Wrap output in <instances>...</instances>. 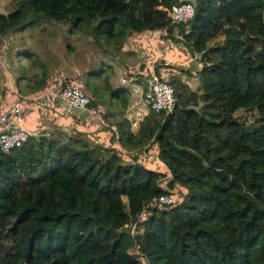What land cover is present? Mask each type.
Listing matches in <instances>:
<instances>
[{"label": "trees", "instance_id": "1", "mask_svg": "<svg viewBox=\"0 0 264 264\" xmlns=\"http://www.w3.org/2000/svg\"><path fill=\"white\" fill-rule=\"evenodd\" d=\"M177 1L11 0L0 12V35L57 21L111 55L130 32L176 25L200 64L195 88L169 79V112L148 108L134 133L118 121L124 152L151 144L161 170L77 128L26 130L0 150V264H264V0H188L192 16L173 24ZM108 90L125 107L127 89ZM239 108L255 110L253 127L231 116ZM174 186L181 199L150 205Z\"/></svg>", "mask_w": 264, "mask_h": 264}, {"label": "rangeland", "instance_id": "2", "mask_svg": "<svg viewBox=\"0 0 264 264\" xmlns=\"http://www.w3.org/2000/svg\"><path fill=\"white\" fill-rule=\"evenodd\" d=\"M11 8V0H0V12L5 13ZM175 34L176 36H173L175 40L177 39V42H167L162 47L163 51L170 56L168 59L172 61L186 60L189 54H186L188 49L187 45L181 40L182 33L175 32ZM159 37L163 38V36ZM99 50L101 49L95 47L87 35L77 31L68 32L66 25L57 21H43L21 31H8L0 35V110L6 109L9 106L12 96L16 91L21 93L32 92L33 89H30V86H33L35 80L39 77L41 73L40 65L42 64L45 66L46 76L49 75L50 83L58 82L54 78H57L58 73H64V76H73L69 82L73 81V83L78 84L89 94V91L83 85L84 80L88 79L99 85L101 84V79H108V77L112 76V73L114 74L113 66H105L100 63V55L101 57L106 55L104 56L106 60H112L111 54L99 52ZM22 51H29L30 54L23 53ZM151 54L149 48L146 51H142L141 61L145 65L141 68L140 74H143L148 65V59L151 58ZM195 55L197 59V54ZM133 60L134 58L130 62ZM98 68L101 69L97 74L91 73L93 69ZM167 79L169 80V78ZM116 84L122 85L120 83ZM26 85H29V88L26 89ZM37 98L40 99L41 95ZM26 101L28 100L22 99L24 106ZM30 108L31 110L27 108L23 111V124L42 127V129H45V132L48 131L46 127L54 125L55 123L61 122L63 125L66 124L64 122L65 119L58 114L57 110H50L48 112L50 114L49 118L46 119L47 117L44 118L45 113L43 110L47 109V106L37 105L34 109H32L33 106H30ZM27 110L34 111L36 115L40 114L44 118L43 121L39 122L37 119H31L33 114H28ZM255 115L256 112L254 109L246 111L239 108L231 116L234 118H246L245 126L251 128L255 125L252 122ZM112 147L115 153L120 154L122 157L121 160L136 161L157 170H161L163 167L159 159L153 156L155 147H152L147 153L122 152L117 145H113ZM172 190L174 192V198L181 199L183 191L179 190L178 186H174ZM123 199L125 200L124 197ZM131 230L132 233L139 232L141 227L131 228Z\"/></svg>", "mask_w": 264, "mask_h": 264}, {"label": "crops", "instance_id": "3", "mask_svg": "<svg viewBox=\"0 0 264 264\" xmlns=\"http://www.w3.org/2000/svg\"><path fill=\"white\" fill-rule=\"evenodd\" d=\"M178 31L179 28L176 25H173L170 28V31L161 28L151 31L130 32L125 36L117 54H109L112 57V60H106V58H104L106 55H103L102 57L100 55V63L105 66H113L114 74L112 73V76L108 77V79H101V84L98 85L97 90L98 96H94L91 94V91L87 89L89 91L88 95L93 102V104L87 106V108H75L71 109V111L66 114H63V104L52 94L59 88L60 77L64 76V73H58V71H56L58 73L57 78H54L57 79L58 82L50 83L49 75H47L44 78V81L39 83L40 86L36 88V90L27 92L32 93L33 95L39 94L41 95V98L39 99L36 97L26 101L24 107L30 108V106H33L32 109H34L37 105L47 106V109L43 110L45 113L44 118L47 117L46 119L49 118L50 114L48 112L50 110H57L58 114L65 119L64 122H66V124L63 125L61 122L55 123L54 125L46 127L48 131L52 129H64L68 132L73 128H77L87 134L86 136L93 142L101 145H117L121 151L124 152V150L118 145L119 142L117 141L116 136L118 131V121L119 119L125 118L131 132H136L138 121L147 112L144 91L147 86V78L152 64L153 67L156 68L155 70L165 78H177L180 82L187 83L191 88H195L197 84L195 71L200 64L197 62L196 53L188 51L187 49L186 54H189L188 59L172 61L168 59L170 56L163 51L162 47L166 45L167 42H177V39L175 40L173 35L176 36L175 32ZM159 36H163V38ZM147 48H149L152 53L151 58L148 59V65L143 74H140L141 68L145 65L144 62L141 61L142 51H146ZM99 52L103 51L99 50ZM132 58H134V60L130 62ZM185 68H189V70H186ZM85 70H87V68H85ZM117 75H119L118 81ZM121 77L126 79L124 83H120ZM131 77H134V79H131ZM120 87L127 89L128 97L125 107L122 106L119 99L115 97V95L110 94V90H108V88L112 89ZM144 87L145 89L143 90ZM33 114H35L34 111ZM44 118H42L40 114H35L31 119H37L39 122H42ZM23 125L29 133H36L38 130H42V127H37L36 125H26L25 123ZM152 147L155 146L149 144L147 145V148L143 147L141 151L143 150L144 153H147ZM154 153L153 156L156 157Z\"/></svg>", "mask_w": 264, "mask_h": 264}, {"label": "built area", "instance_id": "4", "mask_svg": "<svg viewBox=\"0 0 264 264\" xmlns=\"http://www.w3.org/2000/svg\"><path fill=\"white\" fill-rule=\"evenodd\" d=\"M193 14V5L188 0H178L170 5L167 16L170 23L186 22ZM151 65L147 86L144 91V99L147 109L154 111L169 112L175 101L174 85L170 80L159 74ZM134 79V77H131ZM120 78V83L125 82ZM62 106L63 114L71 109L87 108L90 96L78 84L69 82L60 86L52 93ZM39 97L30 93L15 92L11 103L6 109L0 110V150L8 152L10 149L20 146L27 139V131L24 128V103L22 99ZM174 200L170 192L163 193L156 200L150 203L164 205Z\"/></svg>", "mask_w": 264, "mask_h": 264}, {"label": "water", "instance_id": "5", "mask_svg": "<svg viewBox=\"0 0 264 264\" xmlns=\"http://www.w3.org/2000/svg\"><path fill=\"white\" fill-rule=\"evenodd\" d=\"M188 32H189V29L187 31H185V32H182V35H187Z\"/></svg>", "mask_w": 264, "mask_h": 264}]
</instances>
